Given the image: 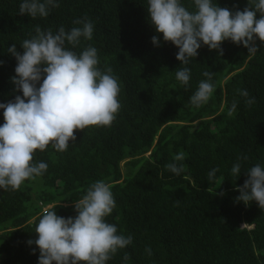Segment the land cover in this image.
Segmentation results:
<instances>
[{
	"label": "trees",
	"instance_id": "16d2710c",
	"mask_svg": "<svg viewBox=\"0 0 264 264\" xmlns=\"http://www.w3.org/2000/svg\"><path fill=\"white\" fill-rule=\"evenodd\" d=\"M22 2L0 0V103L23 95L11 80L17 66L8 52L12 44L23 54L21 45L36 26L69 32L83 27L75 20L86 18L94 25L92 39L65 47L78 55L89 46L97 49L98 68L110 67L120 84L121 107L111 126L75 130L66 151L51 144L36 150L32 162L48 165L42 176L17 190L0 189V264H39L34 241L41 215L53 210L74 218L75 202L101 180L116 203L105 221L118 235L132 237L106 264H264V209L256 201H236L246 172L257 164L264 168V42L254 38L257 52L249 54L243 44L225 40L222 56L201 42L198 55L183 65L178 47L151 24L148 0H56L59 7L36 18L20 15ZM255 2L212 0L232 12ZM180 3L196 11L194 0ZM182 67L190 69L187 86L176 79ZM206 71L215 89L196 107L190 97L208 79ZM243 90L248 97L240 95ZM233 102L237 107L229 115ZM181 152L185 171L177 175L166 165ZM236 163L239 176L231 172ZM213 169L219 171L209 181Z\"/></svg>",
	"mask_w": 264,
	"mask_h": 264
},
{
	"label": "clouds",
	"instance_id": "9594fccd",
	"mask_svg": "<svg viewBox=\"0 0 264 264\" xmlns=\"http://www.w3.org/2000/svg\"><path fill=\"white\" fill-rule=\"evenodd\" d=\"M148 3L151 24L157 33L163 34L165 42L178 47L176 58L183 65L198 55L201 42L210 50H218L221 56V44L225 40L243 44L249 54L257 52L254 38L264 42V0L254 5L249 3L243 11L235 12L214 5L212 0H194L195 12L187 10L180 0H148ZM56 7H59L56 0L43 3L23 0L19 13L32 18L47 17L50 8ZM74 23L83 27L69 32L60 27L54 34L51 29L42 31L36 26V34L21 45L23 54L17 51L16 44L8 48L17 61L16 75L11 80L23 95L6 104L0 103L5 120L0 126V189L17 190L26 180H35L46 172V163L32 162L36 150L44 151L51 144L57 151H66L69 141L76 140L75 130L111 126L116 119L121 107L120 84L112 69L98 68L95 47L89 46L79 55L65 47L66 42L76 47L81 37L92 39L94 25L90 20L77 19ZM152 43L159 46L158 37H152ZM203 75L208 79L199 82L197 91L190 97L196 107L207 103L215 89L210 82L213 74L206 71ZM176 79L187 86L190 69L179 68ZM240 95L249 94L243 90ZM246 103L252 105L255 98L247 99ZM236 107L233 102L228 114L232 115ZM184 159L181 152L166 168L179 175L185 166L178 162ZM217 171L208 173L209 181L215 179ZM231 172L239 176L240 163ZM246 174L248 179L237 189L240 195L236 201L245 205L256 201L264 209V168L257 164ZM74 207L77 212L74 218L60 217L53 210H45L41 215L35 231L38 238L34 241L40 250L39 264H106L118 249L132 243L130 235H118L117 227L105 221L116 207L108 183L102 180L93 183ZM147 251L150 254L151 250ZM124 259H129L127 254Z\"/></svg>",
	"mask_w": 264,
	"mask_h": 264
},
{
	"label": "rangeland",
	"instance_id": "374dc122",
	"mask_svg": "<svg viewBox=\"0 0 264 264\" xmlns=\"http://www.w3.org/2000/svg\"><path fill=\"white\" fill-rule=\"evenodd\" d=\"M122 164H123V162L121 163V166H122ZM123 168V167H122ZM243 226H245V225H243Z\"/></svg>",
	"mask_w": 264,
	"mask_h": 264
}]
</instances>
